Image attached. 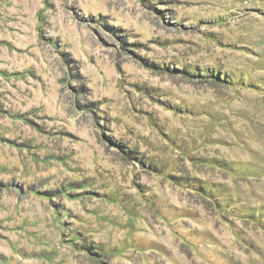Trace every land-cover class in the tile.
I'll list each match as a JSON object with an SVG mask.
<instances>
[{"label": "rangeland", "instance_id": "1", "mask_svg": "<svg viewBox=\"0 0 264 264\" xmlns=\"http://www.w3.org/2000/svg\"><path fill=\"white\" fill-rule=\"evenodd\" d=\"M0 264H264V0H0Z\"/></svg>", "mask_w": 264, "mask_h": 264}]
</instances>
